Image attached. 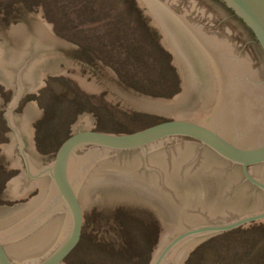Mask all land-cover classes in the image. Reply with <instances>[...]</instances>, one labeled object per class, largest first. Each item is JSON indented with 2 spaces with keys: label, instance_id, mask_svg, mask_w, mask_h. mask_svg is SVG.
I'll use <instances>...</instances> for the list:
<instances>
[{
  "label": "rangeland",
  "instance_id": "1",
  "mask_svg": "<svg viewBox=\"0 0 264 264\" xmlns=\"http://www.w3.org/2000/svg\"><path fill=\"white\" fill-rule=\"evenodd\" d=\"M185 22L204 39L224 41L226 60L241 67L234 83L264 91L263 82L247 81L260 78L257 65L249 70L244 52L234 56L235 38L247 35L236 34L234 20L212 0H0V239L14 264L38 261L67 233L64 204L45 209L52 184L43 169L70 133L130 132L173 118L209 123L222 81L176 25ZM263 95L246 105L264 106ZM245 117L237 129L209 124L229 138L263 139V113ZM253 124L257 133L247 136ZM71 161L83 174L70 175L82 231L60 264H150L182 230L264 209V192L237 165L187 139L80 151ZM250 171L264 180V164ZM33 212L37 225L10 234ZM191 242L165 264H264V219L185 252Z\"/></svg>",
  "mask_w": 264,
  "mask_h": 264
},
{
  "label": "water",
  "instance_id": "2",
  "mask_svg": "<svg viewBox=\"0 0 264 264\" xmlns=\"http://www.w3.org/2000/svg\"><path fill=\"white\" fill-rule=\"evenodd\" d=\"M225 10L234 22L241 24L257 44L264 61V0H212ZM188 22V21H187ZM190 23V22H189ZM196 24V23H195ZM19 95L14 102L16 103ZM187 139L199 147L213 152L232 165H237L245 179L264 192V180L256 178L250 169L264 164V138L243 140L229 138L216 126L188 118L160 120L130 132H105L96 129H79L70 133L58 146L54 159L45 167L51 178L56 197L64 204L68 216V230L61 242L47 255L32 264H60L77 246L82 231V207L69 175V161L80 151L113 152L143 150L162 141ZM264 219V209L233 220L203 224L182 230L158 248L150 264H165L177 247L192 241L185 250L217 233L240 225ZM0 264H14L0 239Z\"/></svg>",
  "mask_w": 264,
  "mask_h": 264
},
{
  "label": "bare ground",
  "instance_id": "3",
  "mask_svg": "<svg viewBox=\"0 0 264 264\" xmlns=\"http://www.w3.org/2000/svg\"><path fill=\"white\" fill-rule=\"evenodd\" d=\"M176 25L177 26L179 25L180 27L184 28L188 32L190 43L194 44L197 48L201 49L200 51L203 53L205 61L209 65L211 63L210 67H212L211 68L212 72L215 73V75L218 78H221L220 80L222 81L221 83L222 87H220L221 90L217 97L219 100V103L214 104L215 105V109H213L214 111L212 112L210 116H207L208 122L215 123V125L216 124L220 126L223 125L224 127L227 124L230 127L232 128L236 127L237 129V126L239 127L240 126L239 124H241V122L244 119H246L245 117L246 114L252 116L254 114L263 113L264 115V106H259V104L255 106L246 105L248 102L253 101L255 99V96H259L260 94H263L264 91L262 90H260L261 92H259V90L253 91L249 88L247 89L246 84L240 85V84H236V82L234 83V74L238 75L241 67L239 66L240 64L239 62L231 61L230 59L228 61L226 60L228 56L225 53H223L221 50L222 48H224V45H223L224 41H219L217 39H212V40L204 39V37L201 36V34H199V32L187 22L179 23ZM224 57L226 58L224 59ZM223 60H225V64L228 67L223 65ZM253 125L254 126L251 128V131H249L251 133L247 136H250L251 134L256 135L258 126L257 124H253ZM243 138L246 139V137H243ZM249 139H252V138H249ZM249 139L248 141H250ZM75 163L76 161L72 162L70 159L69 166H68L69 175H71V172L75 171V174L77 173V176H78L76 178L79 179V177H81L83 174L81 173L82 170L78 169L77 163L76 164ZM74 164L75 166H73ZM45 171L46 169H43V172ZM43 203L45 205L49 203L46 207L44 205L45 209H47V207L48 206L50 207L51 205L52 206L55 205L58 207V209H61V210L64 209L63 206H60L59 200L58 198H56V194L54 193L52 188L49 189ZM40 209H42V207H40ZM33 213H34L33 215H30L32 217L30 218L27 217L23 219L20 223L16 224L15 228L11 229L10 234L18 236L23 233H26L27 231L31 230L35 225H37V221L39 220L37 219V217L39 216L38 214H35V212ZM65 219L66 218H62L63 228L66 226Z\"/></svg>",
  "mask_w": 264,
  "mask_h": 264
},
{
  "label": "flooded vegetation",
  "instance_id": "4",
  "mask_svg": "<svg viewBox=\"0 0 264 264\" xmlns=\"http://www.w3.org/2000/svg\"><path fill=\"white\" fill-rule=\"evenodd\" d=\"M230 24L234 27L236 34H246L247 35L246 37L235 38V41L237 42L236 47L238 48V50L236 51L234 56L235 57H241L243 55V52H244L246 54L244 56L245 57L244 60H246L247 65L249 67V70H251L252 66L257 65V69H258L257 71L259 73L261 72L260 78H258V77L254 78V79L250 78V80L247 79V81H249V84H252V85L253 84L254 85L255 84L261 85L262 82L264 83V61H263L262 56L260 54L259 48H258L257 44L255 43L254 38L250 37L249 32L245 31V29L243 27H241V24L236 23V22H231ZM252 60H254V61H252ZM236 62H238V61H236ZM244 71L246 72V75H244V76H247L248 70H244ZM245 72H243V73H245ZM252 222H254V221H252Z\"/></svg>",
  "mask_w": 264,
  "mask_h": 264
}]
</instances>
